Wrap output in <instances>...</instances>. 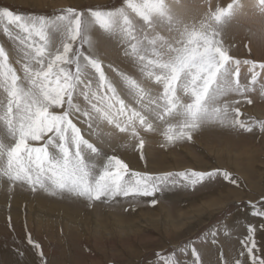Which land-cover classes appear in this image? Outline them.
Here are the masks:
<instances>
[{
  "label": "snow or ice",
  "instance_id": "1",
  "mask_svg": "<svg viewBox=\"0 0 264 264\" xmlns=\"http://www.w3.org/2000/svg\"><path fill=\"white\" fill-rule=\"evenodd\" d=\"M204 4L199 18L185 0H122L112 9L67 7L51 16L0 8L13 44L11 50L0 45V181L8 191L18 186L107 203L155 197L178 183L195 187L218 176L237 184L219 168L162 175L132 171L104 150L117 134L134 142L143 159L147 133L158 132L165 144H174L191 140L206 125L264 132V121L241 118L242 101L253 103L249 93L259 86L264 96V62L235 58L224 41L226 30L245 15L244 5L241 0L215 9L211 0ZM255 7L264 19V0ZM98 36L120 47L136 75L104 64ZM251 207L264 216V209ZM255 232L248 226L241 243L251 264H264L256 254ZM211 235L215 243L217 233ZM27 242L44 264L41 246L30 235ZM194 245H184L181 254L190 250V264H201ZM241 258L232 264H244ZM162 264L182 262L170 255Z\"/></svg>",
  "mask_w": 264,
  "mask_h": 264
},
{
  "label": "rangeland",
  "instance_id": "2",
  "mask_svg": "<svg viewBox=\"0 0 264 264\" xmlns=\"http://www.w3.org/2000/svg\"><path fill=\"white\" fill-rule=\"evenodd\" d=\"M185 2L191 5L190 14L197 18L206 11L204 0ZM231 2L211 0V5L215 9ZM121 3L122 0H0V8L7 7L22 15L51 16L67 7L112 9ZM241 3L250 4L244 6L245 15L239 17V25L226 30L225 44L230 47V55L237 59L264 62V19L255 7L258 0ZM6 24L0 22V45L11 50L12 41L4 33ZM98 39L100 58L105 65L110 63L118 70L136 75L115 42L102 36ZM13 66L19 71V65ZM105 70L119 84L116 73L107 67ZM241 73L242 82H246L243 79L246 65H242ZM248 95L253 103L242 101L241 118L264 121V96L259 86ZM144 139L143 159L132 146L134 142L123 134H117L104 150L123 159L132 171L162 175L219 168L228 171L237 184L218 176L195 187H186L181 182L155 197L102 203L50 196L40 191L33 193L18 186L9 192L7 182L0 181V264H41L38 251L27 242L29 235L41 246L44 264H162V259L170 255H175L182 264H190L193 259L190 250L186 256L181 252L192 241L201 264H224L225 260L232 264L234 259L241 258V251H245L241 258L244 264H251L241 243L248 234V226L256 228L254 239L259 249L256 254L264 258V216L254 215L251 207L264 209V132L258 127L245 132L206 125L191 140L174 144H165L158 132L144 134ZM154 198L157 203L152 205ZM42 201H46L44 212L56 211L39 217L38 203ZM66 209L71 218L63 215ZM68 221L78 223L75 230L67 228ZM214 231L215 243L211 235Z\"/></svg>",
  "mask_w": 264,
  "mask_h": 264
},
{
  "label": "bare ground",
  "instance_id": "3",
  "mask_svg": "<svg viewBox=\"0 0 264 264\" xmlns=\"http://www.w3.org/2000/svg\"><path fill=\"white\" fill-rule=\"evenodd\" d=\"M255 1V0H254ZM248 2V1H247ZM251 3H253V2H251ZM248 4H250V3H247V4H244V6H247ZM254 4V3H253ZM257 4V3H256ZM250 6V5H249ZM250 12H252V11H250ZM159 137V136H158ZM217 151V150H216ZM131 155V154H130ZM133 155V154H132ZM126 156V155H125ZM190 156V155H189ZM188 156V157H189ZM137 157V156H136ZM126 158V157H125ZM134 158V157H133ZM138 158V157H137ZM173 158V157H172ZM127 159V158H126ZM166 159V158H165ZM128 160H130V158L128 159ZM192 160V159H191ZM176 161V160H175ZM198 161V160H197ZM130 162V161H129ZM135 162V161H134ZM130 163H132V162H130ZM167 163V162H166ZM153 164V163H152ZM181 164V163H180ZM167 166V165H166ZM169 166V165H168ZM188 166V165H187ZM161 167V166H160ZM163 167V166H162ZM177 168H178V166H177ZM18 194V193H17ZM233 195V194H232ZM219 196H221V195H219ZM230 196V195H229ZM228 196V197H229ZM218 197V196H217ZM225 198H227V197H225ZM223 199V198H222ZM222 199H221V201H222ZM21 201V200H20ZM220 201V200H219ZM19 202V201H18ZM22 202V201H21ZM45 202L46 201H42V202H39L38 203V209H37V211H38V216L39 217H44L46 214L47 215H50V214H52L51 212H53V211H56L55 209L53 210V209H51V210H49L48 212H44V209H45V206H44V204H45ZM20 203V202H19ZM22 204V203H21ZM18 205V204H17ZM19 207V206H18ZM36 207V206H35ZM56 209L58 208L57 206H54ZM188 207V206H187ZM221 208V207H220ZM65 209V208H64ZM95 209V208H94ZM28 210V209H27ZM17 211H19V210H17ZM30 211H32L31 210V208H30ZM29 212V211H28ZM77 212V211H76ZM76 212H73L72 214H75ZM46 213V214H45ZM21 214V213H20ZM23 214V213H22ZM59 214V213H58ZM80 214V213H79ZM91 214H92V212H91ZM106 214V213H105ZM63 215H65V216H67L68 218H71V214H70V211L68 210V209H66L65 210V212H63ZM81 215V214H80ZM108 215V214H107ZM94 217H96V216H94ZM109 217V216H108ZM117 217V216H116ZM99 218V217H98ZM112 218V217H111ZM27 219V218H26ZM88 219H89V217H88ZM96 219V218H95ZM13 221V220H12ZM23 221V220H22ZM62 221V220H61ZM118 221V220H117ZM116 221V222H117ZM43 222V221H42ZM86 222H88V224L91 222H89V220L88 221H86ZM113 222V221H112ZM18 223V222H17ZM78 223H76V221H68L67 222V228H69V229H71V230H75V227L74 226H76ZM119 224V223H118ZM17 225V224H16ZM83 225V224H82ZM103 226V225H102ZM127 228V227H126ZM84 230V229H83ZM63 233H65V232H63ZM68 233V232H67ZM72 235V234H71ZM97 235V234H96ZM70 238H71V236H70Z\"/></svg>",
  "mask_w": 264,
  "mask_h": 264
}]
</instances>
